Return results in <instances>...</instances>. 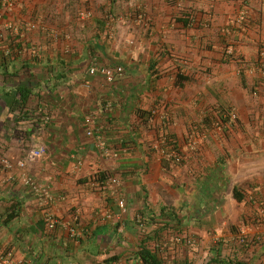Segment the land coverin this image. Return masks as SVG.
I'll use <instances>...</instances> for the list:
<instances>
[{
  "label": "crops",
  "instance_id": "0c3cea01",
  "mask_svg": "<svg viewBox=\"0 0 264 264\" xmlns=\"http://www.w3.org/2000/svg\"><path fill=\"white\" fill-rule=\"evenodd\" d=\"M263 49L264 0H17L13 11L0 0V248L12 264H139L144 245L165 264H264ZM95 64L124 73L110 83ZM5 159L25 161L56 203L7 181ZM111 177L119 185H99Z\"/></svg>",
  "mask_w": 264,
  "mask_h": 264
},
{
  "label": "built area",
  "instance_id": "2783aa9c",
  "mask_svg": "<svg viewBox=\"0 0 264 264\" xmlns=\"http://www.w3.org/2000/svg\"><path fill=\"white\" fill-rule=\"evenodd\" d=\"M17 0H3V5L8 11H12L16 6ZM93 16V12L91 10H81L79 12V18L81 20H87L90 19ZM246 19V13L244 11L241 12L239 15L237 21L241 24L244 23ZM259 68L264 69V63H260ZM91 74L99 73L101 74L106 81L112 83L115 81V79L119 76H122L124 73V69L122 66H116V67H109L106 65H93L90 68ZM229 117L231 120H236L238 118L236 112H231L229 114ZM92 131L89 130L87 132L88 135H92ZM45 152L44 148H38V149H32L28 151L27 157L30 159H34L36 157H40ZM107 152V150H106ZM82 163L78 164V167H80ZM3 166L8 169L9 173L7 175V181L10 183H14L16 180H20L24 186L29 188L41 201V203L46 207H51L56 203V197L54 194L47 188L43 187L39 182L33 177L30 173L26 171V163L25 161H18L17 163L13 164L8 160L3 161ZM100 178V177H99ZM101 187H107V186H117L119 185V179L116 177L108 178L106 181L105 179H101L100 181ZM118 206L121 209H124L126 206V202L123 198H119L117 201ZM106 217L110 218L111 215L107 214ZM75 219L77 220L78 217L76 216ZM45 220L47 223V227L51 230H54L61 221L51 212L47 213L45 216ZM139 226L143 227L146 223L144 217L142 215H139ZM124 226H120V231H124ZM69 230L71 232L72 236H76V231L73 227H69ZM251 231V227H246L239 232V238L240 241L243 242L244 240H247V236ZM256 237V236H254ZM256 240H261V237L257 236ZM188 243H192L193 240L189 239L187 241ZM248 242V240H247ZM13 263V254L11 252H5L2 248H0V264H12ZM118 264H123L122 261H120Z\"/></svg>",
  "mask_w": 264,
  "mask_h": 264
},
{
  "label": "trees",
  "instance_id": "16d2710c",
  "mask_svg": "<svg viewBox=\"0 0 264 264\" xmlns=\"http://www.w3.org/2000/svg\"><path fill=\"white\" fill-rule=\"evenodd\" d=\"M21 93L23 95V99H25L27 95L25 94L24 91H21ZM235 196H236V192H235ZM238 239L240 241V238L239 237H238ZM247 240H244L243 242L240 241V242L243 243V244H246L247 243ZM138 257H139L138 258V261L140 262L139 264H165V262L162 261L157 256L156 251L153 250V249H151V248H149L146 245H144V246L141 247L140 251L138 252ZM213 262L216 263L218 261L215 259V260H213ZM183 264H191V263L187 262V263H183ZM238 264H247V263H245V262H238Z\"/></svg>",
  "mask_w": 264,
  "mask_h": 264
},
{
  "label": "rangeland",
  "instance_id": "374dc122",
  "mask_svg": "<svg viewBox=\"0 0 264 264\" xmlns=\"http://www.w3.org/2000/svg\"><path fill=\"white\" fill-rule=\"evenodd\" d=\"M5 8V7H4ZM6 9V8H5ZM8 11V10H7ZM13 11V10H12ZM242 11H244L245 13H246V20L248 19V15H249V12H248V8L247 7H245V8H243V7H240V9L238 10V12L234 15V17H235V21H234V25H238V26H236L235 28H238V29H240V31L242 30L241 28L242 27H245L246 28V20L244 21V24H241V23H239L238 21H237V19H238V17H239V15L241 14V12ZM259 66H260V63H264V49L263 50H260L259 51ZM262 70H264V69H262ZM230 229L231 230H233V228H231L230 227Z\"/></svg>",
  "mask_w": 264,
  "mask_h": 264
}]
</instances>
